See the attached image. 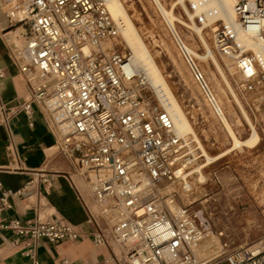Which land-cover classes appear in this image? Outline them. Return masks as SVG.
Returning a JSON list of instances; mask_svg holds the SVG:
<instances>
[{
    "label": "built area",
    "instance_id": "2783aa9c",
    "mask_svg": "<svg viewBox=\"0 0 264 264\" xmlns=\"http://www.w3.org/2000/svg\"><path fill=\"white\" fill-rule=\"evenodd\" d=\"M22 6L21 17L8 16L9 27L20 23L24 29L23 49L11 46L13 59L31 87L21 111L32 125L38 109L55 137L56 149L77 163L78 174L85 177L97 207L91 218L102 221L94 240L114 241L126 252L128 264H264L259 249L256 253L230 250L226 241L211 260L195 254L205 223L191 210L194 201L175 204L180 192L169 186L179 181L181 190L191 192L185 182L206 167L198 164L202 152L193 138L173 133L165 111L151 115L141 95L145 84L123 68L129 56L85 50L119 35L104 1L26 0ZM234 9L242 28L261 20L264 40V0H235ZM216 35L219 45L224 44L221 48L231 47L232 34L224 26ZM247 54L239 57L240 62ZM185 59L205 90L194 60ZM35 70L33 81L30 74ZM258 74L264 80V72ZM16 112L9 111L8 118ZM33 175L22 189L0 197L2 207L9 206V195H21L35 180L45 190L51 187L53 173L39 169ZM0 227L31 241L24 251L31 264H40L37 240L56 243L80 237L71 225L57 219L23 222L0 216Z\"/></svg>",
    "mask_w": 264,
    "mask_h": 264
},
{
    "label": "rangeland",
    "instance_id": "374dc122",
    "mask_svg": "<svg viewBox=\"0 0 264 264\" xmlns=\"http://www.w3.org/2000/svg\"><path fill=\"white\" fill-rule=\"evenodd\" d=\"M159 1L166 9L175 4L172 11L176 19L190 24L182 6L176 3L177 0ZM121 2L188 117L204 150L210 157L223 153L232 145L230 137L221 119L194 81L185 57L154 1L121 0ZM185 4L189 11L193 12L189 2L186 1ZM195 23L201 26L197 17ZM9 25L10 22L1 28L5 27L4 30L8 31L20 26V23L11 27ZM217 25L220 29L223 26L221 21H218ZM175 28L180 40L192 51L198 54L205 53L200 39L193 31L178 21H175ZM202 33L246 117L214 65L193 57L196 65L203 73L209 89L235 134L240 139L247 138L250 133L248 127L250 122L255 126L260 141L250 150L246 149L250 147L232 150L208 164L202 170L207 181L203 185L194 181L191 194L182 193L180 183H171L169 187L172 191L180 192L175 196L177 205H186L194 199L190 204L191 210L205 223V232L209 231L214 236L208 240L210 246L207 252L201 249L204 255L210 254L216 246L219 248V244L226 241L230 250L259 249L260 256H264V84H261V91L256 92L254 89L256 93L243 100L235 89L236 80L232 76L230 60L221 57L214 47L210 26L205 27ZM23 34L24 29L22 36ZM109 43L111 47L107 49H113L110 51L111 54L129 56L131 50L126 46L121 34L109 39ZM141 95L151 115L160 110L153 109L157 106L158 100L146 84L141 90ZM204 161L203 158L201 162ZM219 232H222L221 236L218 235ZM203 242L205 240L201 241L200 248ZM126 260L128 262L127 256Z\"/></svg>",
    "mask_w": 264,
    "mask_h": 264
},
{
    "label": "crops",
    "instance_id": "0c3cea01",
    "mask_svg": "<svg viewBox=\"0 0 264 264\" xmlns=\"http://www.w3.org/2000/svg\"><path fill=\"white\" fill-rule=\"evenodd\" d=\"M0 18V197L22 189L39 169L53 173V183L46 190L35 180L21 195H9L8 207H2L3 219L23 222L61 220L78 231L77 240L51 243L40 239L34 243L40 264H128L126 252L114 241L97 243L94 236L102 221L91 216L94 199L85 177L77 172V163L67 159L54 145L53 133L42 114L34 109L33 123L21 107L30 96L31 87L12 56ZM13 30V29H10ZM9 30V31H10ZM9 111H17L10 115ZM260 141V140H259ZM258 141V143H259ZM253 147L246 148L252 149ZM247 150V151H249ZM31 244L0 227V264H31L24 255Z\"/></svg>",
    "mask_w": 264,
    "mask_h": 264
},
{
    "label": "bare ground",
    "instance_id": "6f19581e",
    "mask_svg": "<svg viewBox=\"0 0 264 264\" xmlns=\"http://www.w3.org/2000/svg\"><path fill=\"white\" fill-rule=\"evenodd\" d=\"M103 1L108 14L119 27V35L121 34L123 40L126 43V46L131 50L129 53V57L123 66L125 72H127L128 74L136 73L142 80V83L146 84L152 89L158 100L157 106L153 107V109L156 110L157 108H159L160 110H163L168 114L172 123L173 133L184 139L193 138L194 141L198 144V147L200 148L202 156L205 160L204 162H199L198 164L203 163L204 166H207L214 160L220 158L221 156L232 150H243L245 147H251L259 141V136L257 134V131L255 130V126L252 125L249 121L248 127L250 129V133L247 138L240 139L235 134L218 101L214 98L211 90L209 89L203 73L196 65L203 75V80L206 84L205 90H203L201 83L197 82L194 79V76L193 79L198 84L200 90L205 95L218 117L221 119L232 144L231 147L226 149L223 153L214 157H210L204 150L199 138L197 137L193 129V126L191 125L181 105L175 98L170 86L161 74V71L159 70L154 58L152 57L143 39L139 35L121 0ZM153 1L159 9L176 42L178 43L184 57H191V59H193L194 57L197 60L205 63L211 62L219 72L220 76L225 82V85H227L234 101L242 111V114L245 115V112L242 109V106L240 105V102L238 101L233 89L229 85L226 76L224 75L214 53L204 39L202 31L205 27L210 26L214 47L217 52L222 55L221 57L230 60L232 76H234V79L236 80V92L243 100H246L249 95L261 91V84H264L263 80L259 79L258 74L259 71L264 72V40L259 30V24L261 20L253 22L247 29L242 28L238 21V15L236 14L234 9L235 0H177L176 3L182 6L190 21V24H187L185 22L179 21L174 16L172 10L175 4H173L171 8L166 9L159 0ZM186 1L189 2L190 6H192L193 12L189 11L188 7L185 4ZM25 2L26 0H0V18L3 19V26H5L9 22V15L15 18H19L22 16V4H24ZM195 17L198 18L201 26H197V24L195 23ZM175 21H178L180 24L193 31L198 36L204 47V54H198L192 51L184 42L180 40L175 28ZM218 21H221L226 31L232 34L231 47L225 46L221 48V46H223L224 44L219 45V41L216 35V30L218 29ZM22 31L23 28L21 26H18L16 29L10 30L4 35L10 46L16 47V49H23ZM110 47L111 45L109 43V39H104L100 41L98 45L88 46L87 48H85V50L89 48L95 51L99 50L105 55H110V51L113 50L107 49ZM243 53H248L247 55L249 56H245L243 58V62H240L239 57ZM189 69L193 75L190 66ZM30 75L31 79L35 81L37 77V70L33 71ZM254 89L256 90V92L253 91ZM243 92H246L247 95ZM244 117H246V115ZM54 147L56 148V145H54ZM195 167L197 171L198 166H194V168ZM203 173L204 172L202 170H198L196 175L191 176L188 181L186 180L185 183H189L191 186V192L185 191L183 189L181 190V192L186 195L191 194L194 181L195 183L203 185L207 181ZM173 183L180 182L174 181ZM192 201H194V199L190 200L188 203H191ZM169 205L172 209L175 208V204ZM96 209L97 207L94 203L93 210L95 211ZM211 237L214 238V236L209 231H207L194 245V252L201 260H211L215 256L219 255L222 251L221 244H219V248H217L216 246L210 254H203L204 251L207 252L210 246V242L208 240H210ZM202 240H205V242L201 244L200 248V243ZM201 249L203 250V252L201 251ZM251 251L253 253H256L258 249H252Z\"/></svg>",
    "mask_w": 264,
    "mask_h": 264
}]
</instances>
